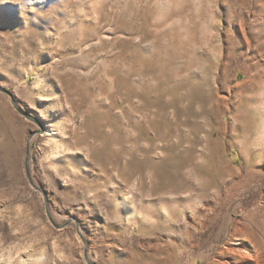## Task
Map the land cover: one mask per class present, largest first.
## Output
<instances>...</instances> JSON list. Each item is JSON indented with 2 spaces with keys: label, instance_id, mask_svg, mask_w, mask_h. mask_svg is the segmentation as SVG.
Masks as SVG:
<instances>
[{
  "label": "rangeland",
  "instance_id": "obj_1",
  "mask_svg": "<svg viewBox=\"0 0 264 264\" xmlns=\"http://www.w3.org/2000/svg\"><path fill=\"white\" fill-rule=\"evenodd\" d=\"M264 264V0H0V264Z\"/></svg>",
  "mask_w": 264,
  "mask_h": 264
},
{
  "label": "bare ground",
  "instance_id": "obj_2",
  "mask_svg": "<svg viewBox=\"0 0 264 264\" xmlns=\"http://www.w3.org/2000/svg\"><path fill=\"white\" fill-rule=\"evenodd\" d=\"M241 258L250 261V264H260L259 258L255 257L254 255H248V256L241 255Z\"/></svg>",
  "mask_w": 264,
  "mask_h": 264
}]
</instances>
